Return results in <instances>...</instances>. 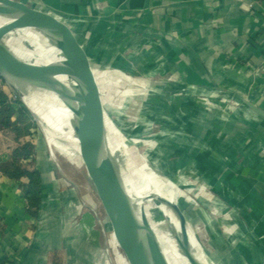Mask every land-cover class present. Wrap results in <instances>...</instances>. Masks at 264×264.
Instances as JSON below:
<instances>
[{
  "label": "crops",
  "instance_id": "1",
  "mask_svg": "<svg viewBox=\"0 0 264 264\" xmlns=\"http://www.w3.org/2000/svg\"><path fill=\"white\" fill-rule=\"evenodd\" d=\"M18 1L68 23L95 67L136 81L144 108L163 99L166 109L173 105L193 117L199 95L222 109L219 97L247 101L230 120L205 113L203 123L192 119L184 126L201 141L196 146L208 150L204 162L215 165L190 160L197 164L190 171L236 197L234 217L204 222L213 241V252L204 246L207 254L220 264H264V0ZM5 95L19 114L24 105L16 94ZM9 160L0 150V164ZM36 164L37 206L22 188L29 179L10 177L0 167V264H85L79 249L94 231L69 218L71 190L62 178L46 172L44 161Z\"/></svg>",
  "mask_w": 264,
  "mask_h": 264
},
{
  "label": "rangeland",
  "instance_id": "2",
  "mask_svg": "<svg viewBox=\"0 0 264 264\" xmlns=\"http://www.w3.org/2000/svg\"><path fill=\"white\" fill-rule=\"evenodd\" d=\"M24 43L27 47L32 49L30 44L27 42ZM104 71L113 72L107 69ZM124 75L125 78L129 76L128 74ZM174 80L172 79L169 81L172 82ZM156 81L158 83H163L162 79H157ZM33 90L35 89L32 88L29 94ZM141 91V87L135 84H129L125 81L118 83L117 86H115L113 82L109 84V92L114 104L111 112L116 113L118 121L128 135L129 142L126 144L129 151H131V159L134 161L135 158V162H138V157H143L144 155L146 161L151 164V168L162 178L161 180L164 184L160 187L161 190L170 193L172 191L171 188H175L178 207H181V213H183L185 220L189 223L186 224L187 230L189 227L190 231L195 234L205 252V247L213 252V249H211L213 241L211 235L207 233L208 231L205 228L204 222L209 221L212 217L214 221L215 219L216 221L229 220L232 215L234 217L235 213L230 209L235 206L232 204H235L236 197L234 195L228 197L225 194H221V188L219 187L210 188L211 181H209L208 178H200L203 174L197 176L194 171H190V166L195 168L197 165L190 160H197L199 165L204 167L211 166L212 168V166L215 165L204 162V152L207 149L196 146L197 144H201V141L189 134V131L184 126V122L189 120L192 121L193 119L197 123H203L202 119L206 117L205 113L212 114L214 117L213 119L218 117V119L222 121H227L232 118L239 106L231 101H222L221 103L227 107L226 109H222L213 104L214 98L212 99L206 95H199L196 97L195 101L196 108L194 107L191 112L193 113L192 117V115L190 116L189 114L185 115L179 113V111L176 112L175 109L171 108L173 107L171 104V109H166L167 101L163 99L157 100L153 106L149 108H144L145 104L142 103L139 98ZM0 93L16 94L18 101L22 103L20 94L9 84L6 93ZM178 95H183V92L178 93ZM27 104L30 109L37 114L39 123L36 121L35 116L31 114L25 106L26 113L19 109L21 113H25L24 117L19 118L18 113L16 117H13V114L11 121L17 124L25 122L29 126L27 129H24L23 125L0 129V150H6V153L10 155L11 159L15 149L21 152L25 144L29 145L27 148L31 151L29 157L27 159L18 158L16 161L18 166H21L27 171L30 169V172H32L37 166L36 161L38 159L45 162L46 165L44 166L46 172H51L55 177L59 175L62 178V185L71 190L69 193V202L72 204L73 211L70 214L72 216L69 218L74 221L87 223L91 231H94L92 233L94 237L91 235L92 238L84 242L79 249L81 258H83L82 262L84 261L85 264H91V262L92 264H113L111 258L113 257V253L111 251L110 226L103 206L88 178L85 166L76 152V148H74L70 142H67L68 145L63 146L68 149L66 150V153H69L67 157V154L62 148L61 141L56 140L54 143H51L47 138L43 124L40 122L42 117L43 120L48 117L46 114L59 110L56 109V107L51 110V106L45 104L39 94L38 99L36 98L31 102L28 101ZM174 104H176V108H178L179 105L184 106L182 103L178 104V102H174ZM22 105L24 104L22 103ZM231 105L234 106V110L232 111L229 109ZM57 113L60 115V111ZM51 115L52 121H56L55 123H57L59 120L58 116L56 114ZM196 125L199 126V124ZM164 128L167 130H164ZM56 131L60 132L59 128ZM218 166V172H221V165ZM0 167L2 170L12 169L10 162L0 164ZM141 185L142 183H140V185L138 184L136 188L137 191H133L132 194L135 196L140 194L141 191L138 187ZM129 190L128 188V191ZM158 198L159 196L157 195H154L153 198L145 196L142 198L143 204L141 206L143 208V214L146 218L148 217V220L156 222L161 231L171 233V227L167 218L163 216L161 209L158 208V206L163 203V199L159 200ZM225 206H227L229 210L224 208L225 210L223 211L222 208ZM213 209L219 213H213ZM174 214L180 225L181 220L178 212ZM153 233V236L158 238L159 244L173 253L183 255L181 253L183 248L180 245L178 246L165 237L155 232ZM72 234L73 233L70 232L68 235L69 240ZM188 234L190 237L189 230Z\"/></svg>",
  "mask_w": 264,
  "mask_h": 264
},
{
  "label": "water",
  "instance_id": "3",
  "mask_svg": "<svg viewBox=\"0 0 264 264\" xmlns=\"http://www.w3.org/2000/svg\"><path fill=\"white\" fill-rule=\"evenodd\" d=\"M0 16L9 18L7 23L0 25V76L17 90L22 103L35 116L38 123L37 114L27 104L28 101L38 99L36 90H33L31 95L28 93L36 84L55 94L75 114V118L65 119L64 125L78 140L79 151L74 147L103 206L111 231L113 264H168L155 238L150 237L147 240L151 247L149 243L145 248L142 245L141 231L146 230L151 235L154 233L144 214L140 215L141 223L138 221L132 209L130 195L121 179L120 169H123V166L120 164L132 165L133 160L126 144L129 142L128 135L118 121L116 113L111 112L114 104L109 92V83L108 81L100 83L96 78L95 73L102 71L93 65L91 57L71 26L58 16L18 0H0ZM25 28L49 35L67 57V65H42L15 57L6 45V37L11 32ZM23 44L27 47L24 42ZM10 77L24 82L25 86L19 87ZM70 78L75 81L72 87L63 83V80L69 81ZM104 97L107 99L106 103ZM218 100L231 101L239 107L243 102H247L245 99L227 97H219ZM72 102L77 103L75 104L77 108L72 107ZM107 119L115 131L114 138L117 139V144H121L126 155L121 150L114 154L107 151V145L115 150V140L113 142L107 137ZM103 149L108 153L105 158H102ZM126 178L131 186L135 183L137 188L136 178L134 181L130 177ZM129 186L128 188H131ZM139 189L141 191L140 187ZM175 208L184 222L183 234L188 244L186 228L188 223L177 206ZM191 262L196 264L192 257Z\"/></svg>",
  "mask_w": 264,
  "mask_h": 264
},
{
  "label": "bare ground",
  "instance_id": "4",
  "mask_svg": "<svg viewBox=\"0 0 264 264\" xmlns=\"http://www.w3.org/2000/svg\"><path fill=\"white\" fill-rule=\"evenodd\" d=\"M8 21H9V18L0 16V25H3L5 23H7ZM38 33L42 35V37L46 40V42L48 44H50L51 46H53V48L56 49L58 54L56 52H54L51 47H49V45L40 37V35ZM23 42H27L28 44H30V46H32V49H28L27 47H25ZM6 45L8 46L9 50L11 51V53L15 57H17L23 61L32 60V61H34L38 64H42V65L43 64L64 65V66L67 65V57L64 55L62 49L58 45H56V43L53 41V39H51V37L49 35H47L46 33L37 31V30L32 29V28L19 29V30H16L14 32H11L6 37ZM95 75H96V78L98 79V81H100V83L102 81H111L112 80V82L115 86H117L118 83H122L124 81L129 83V84H135L136 83L135 80L127 79L122 74L117 73V72L111 73L108 71H103V72H99V73L96 72ZM109 78L111 80H109ZM11 81L14 82L15 84H17L19 87L25 86V83L21 82L19 80H14L13 78H11ZM74 82L75 81L73 80V78L69 81L63 80V83L68 87H72L75 84ZM27 87H28V85H27ZM33 88L38 92L40 98L45 102V104H49V106H51V110H52V108L54 109L56 107V109H58L60 111V115H58V113H57L59 111H57V112L53 111L52 113L46 114L48 117L45 120H43V117L40 120V122L43 124V126L45 128V133L47 135L48 140L51 143H54L56 140L61 141L62 148L64 149L65 153H66V150H68V149L64 148L63 146L68 145L67 142H70V144L75 146L78 150V148H79L78 147V140L75 137H73L72 131L66 130V126L64 125V122H65L64 120L75 118V114L69 109V107H67V105L64 102L60 101L55 94L45 90L43 87H41L40 85H37V84L34 85ZM104 102L105 103L107 102L106 97H104ZM72 103H73L72 107L77 108V106H76L77 103L76 102H72ZM54 113L58 116V118L60 117V119L57 121L58 124L55 123L56 121L55 122L52 121V115L51 114H54ZM46 115H44V116H46ZM106 127H107V137H109L114 142L115 131L112 128V125L108 121V119L106 120ZM58 128H59L60 132L56 131ZM56 136H59L60 138L56 137ZM73 140H74V142L72 143ZM114 143H115V147H114L115 150L111 149V147H109V145L106 146V149L109 153L114 154V153L119 152L121 150V152L124 155L127 154L125 150H122L121 144H117L118 143L117 139L115 140ZM57 146H59V145H57ZM58 149H59V147H58ZM66 154H67L66 156L68 157L69 153H66ZM106 154H108V153L105 151V149H103L102 158H105L107 156ZM138 158H139L138 162L137 161L135 162V158H134V161H132V165L128 164L126 166L123 163L120 164L121 167L123 166V169H120V173H121V179L123 181L124 187L126 188L127 191H128V186L130 185L129 187H131V188H129L130 192L128 191V193H129L130 198H131L132 209L134 210V212L137 216V219L140 222L141 221L140 215L143 214V211H142L143 208L141 206L143 204L142 198L144 196L153 198L154 195H157V196H159V198H158L159 200L163 199V203H161L158 206V208L161 209L163 216L165 218H167L169 225L171 227V233L161 231L158 228V225L156 222H153L151 220H148V221L150 223V226H151L153 232H155L156 234H158L162 237H165L166 239L170 240L172 243H174L178 246L180 245L183 248V249L181 248L182 249L181 253L183 255H178V254L173 253V252L169 251L168 249H166L164 246L159 244L157 237H154L153 235H151V233H149L146 230L141 231V238H142L143 247L145 248L146 246H148L147 243H149V246L151 247L150 242H147V240H149L150 237H153L156 239V244H157L158 248L161 250V252L163 253L168 264H192L191 257L193 258V260L195 261L196 264H220L218 261L212 260L209 257V255L203 250L200 242L197 240L195 234H193L190 231L189 227H188V230L190 233V237L188 234L189 243L188 244L186 243L185 238H184V234H183V228H182L184 222L181 219V217L179 216V218L181 220L180 225H179V222H178V220L174 214L175 212H177L176 208H175L176 206H177L178 210L180 212H182L181 207H178V204H177V200H176L177 192H176L175 188L172 187L171 188L172 191L170 193H168V192L166 193L164 190H161L160 187L164 184L161 180L162 178H160V176L151 168V166H150L151 164H149L148 161H146L144 155H143V157H138ZM126 176L130 177V179H132L133 181L136 178L139 185H140V183H142V185L139 186L141 188L140 194H138L136 196L134 194H132V192H133L132 189L136 190V186H135L136 184L134 183L133 186H131L130 181H128ZM212 211H214L213 213H219V212L215 211L214 209ZM180 227H181V229H180Z\"/></svg>",
  "mask_w": 264,
  "mask_h": 264
},
{
  "label": "trees",
  "instance_id": "5",
  "mask_svg": "<svg viewBox=\"0 0 264 264\" xmlns=\"http://www.w3.org/2000/svg\"><path fill=\"white\" fill-rule=\"evenodd\" d=\"M21 110L25 111L26 109L24 106H22ZM17 111V108L9 102L7 96L3 93H0V129L21 125L24 126V129L28 128L29 125L25 122L17 124L16 122L11 121L12 115L17 113ZM22 113L19 112V118H23L26 111L25 113ZM28 146L29 145L25 144L22 147L21 152H18L19 150L15 149L12 158L10 159V161H8V163H11L12 169H4L2 171L8 176L16 179L27 177L29 179V182L27 184H22L24 194L31 206H37L39 204L41 194V173L38 170H34L32 172L27 171L21 166H18V164L16 163L18 158L27 159L29 157L31 151L27 149Z\"/></svg>",
  "mask_w": 264,
  "mask_h": 264
},
{
  "label": "built area",
  "instance_id": "6",
  "mask_svg": "<svg viewBox=\"0 0 264 264\" xmlns=\"http://www.w3.org/2000/svg\"><path fill=\"white\" fill-rule=\"evenodd\" d=\"M7 88H8V83L0 76V92H5L6 93V89Z\"/></svg>",
  "mask_w": 264,
  "mask_h": 264
}]
</instances>
